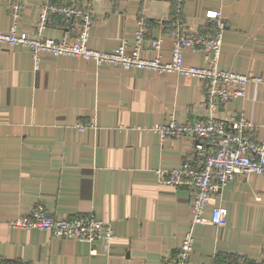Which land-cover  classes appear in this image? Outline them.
<instances>
[{"label":"crops","instance_id":"obj_1","mask_svg":"<svg viewBox=\"0 0 264 264\" xmlns=\"http://www.w3.org/2000/svg\"><path fill=\"white\" fill-rule=\"evenodd\" d=\"M9 0H0V31L14 18ZM24 5L19 30L32 32L38 6ZM53 1V0H50ZM175 5L186 21L205 24L220 11L226 22L219 66L264 77V0H93L95 24L89 46L112 51L135 42L143 15L147 33L142 55L154 57L152 38L162 37L160 57L169 61V32ZM64 30L49 26L45 37ZM188 64H207L205 51L185 50ZM242 112L264 139V82L246 96L209 108L203 80L176 72L126 68L70 55L0 43V260L21 264H167L193 221L191 189L159 182L157 169L180 167L198 156L197 140L162 138L156 127L170 113L178 119ZM95 122L80 130L77 122ZM42 203L58 218L91 211L110 222V248L46 229L13 227L10 222ZM227 210V224L212 222V208ZM194 225L189 264H249L264 258V173L238 176L217 189ZM96 246L99 253H91Z\"/></svg>","mask_w":264,"mask_h":264},{"label":"built area","instance_id":"obj_2","mask_svg":"<svg viewBox=\"0 0 264 264\" xmlns=\"http://www.w3.org/2000/svg\"><path fill=\"white\" fill-rule=\"evenodd\" d=\"M8 11L14 18L8 31H0V43L8 46L23 45L30 48L36 61L42 52L53 55H70L102 64L122 65L126 68H143L158 72L171 71L177 74L203 80V102L213 108L230 100L246 96L250 84L264 82V77L253 73H241L219 66V56L224 39L226 22L220 11L205 24L186 21L181 15V5H175L168 28L173 37L172 56L169 61L160 57L162 37L150 40L154 57L142 55L143 41L147 33V22L141 14L137 20L135 42L128 52V44L123 40L112 51L89 46V36L96 22L93 0H53L43 1L38 6L37 18L32 32L19 30L18 21L24 5L18 0H9ZM58 26L64 30L61 38L45 37L43 30ZM205 51L207 64H188L184 51ZM80 130L95 127V122H77ZM257 125L247 119L244 113L232 112L226 117L214 114L195 119H178L170 113L167 121L156 127L162 138L186 135L197 140L198 156L194 160L185 159L180 167L157 169L159 182L182 186L192 190L193 221L185 232L182 242L167 264H189L194 248L193 227L204 221L203 213L214 192L238 176L249 173H264V139L256 136ZM227 210L222 205L212 208V222L217 226L227 224ZM13 227L26 229H46L59 238L72 237L80 241L96 244L103 242L110 248L115 230L110 222L98 217L95 212L76 214L62 218L51 215L42 203H37L29 213L11 220ZM91 253H99L94 245ZM0 264H21L10 260H0ZM249 264H264L259 258Z\"/></svg>","mask_w":264,"mask_h":264}]
</instances>
